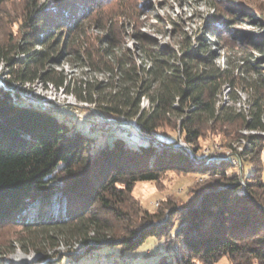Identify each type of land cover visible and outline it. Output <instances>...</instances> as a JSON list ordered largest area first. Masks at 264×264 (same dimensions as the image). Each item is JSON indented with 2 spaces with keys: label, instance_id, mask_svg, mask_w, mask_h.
<instances>
[{
  "label": "trees",
  "instance_id": "trees-1",
  "mask_svg": "<svg viewBox=\"0 0 264 264\" xmlns=\"http://www.w3.org/2000/svg\"><path fill=\"white\" fill-rule=\"evenodd\" d=\"M10 1L0 0V7ZM40 1L28 0L26 5L21 24L26 28L24 43L19 45L23 57L15 59L9 47L0 44V63L9 66L12 78L0 79V230L17 227L21 248L30 243L40 253L45 251L40 249L43 246L55 248L60 240L67 244L76 240L89 247L87 256L94 254L92 263L97 264L100 256L94 253L99 251L95 245L118 247L124 255L150 237L163 236H174L171 245L176 247L169 253L160 252L156 264H218L224 258L231 264H264V168L260 158L264 151V7L248 8L226 0L223 13L216 18L218 27L207 31L219 50L224 48L223 39H237L262 55L257 62L244 59L247 72L255 76L250 85L256 94L247 114L217 105L221 88L235 87V80L228 74L229 59L226 69L217 68L214 62L219 56L212 44L201 39L194 47L186 38L178 56L174 50L149 47L150 41L139 35L143 42L140 56L151 63L149 70H141L133 58L118 52L111 32L101 42L106 47L104 57L112 61L107 70L115 82L97 90L98 99L91 87L86 90L88 96L84 91L77 95L109 117L136 121L147 138H158L163 128L180 129L186 143L193 146L210 124L258 132L243 137L251 144L255 166L245 170L242 184L239 175H229L233 158L210 157L201 163L174 148L171 141L163 140L159 149L139 134L132 141L125 138L127 134L93 131L86 123L80 127L82 121L74 116L66 120L53 108L23 101L11 83L44 79L58 89L66 86L67 77L57 80L53 69L47 71L56 49L86 18L123 0H50L47 6H40ZM242 23H253L263 32L230 33ZM68 45L69 40L64 43ZM144 97L151 102L149 109L141 108ZM85 128L97 136L83 133ZM170 171L211 179L195 199L174 211L178 224L155 226L159 216L148 218L151 215L140 209L133 192L139 183H159ZM59 191L63 193L57 202ZM56 207L58 215L52 213Z\"/></svg>",
  "mask_w": 264,
  "mask_h": 264
},
{
  "label": "rangeland",
  "instance_id": "rangeland-1",
  "mask_svg": "<svg viewBox=\"0 0 264 264\" xmlns=\"http://www.w3.org/2000/svg\"><path fill=\"white\" fill-rule=\"evenodd\" d=\"M224 1L226 0H123L119 3L114 2L105 8L104 13H96L86 18L82 27L67 34L60 47L56 49L47 71L53 69L55 71L53 77L57 80L62 76L67 77L66 86L58 89L47 80L39 79L34 83L26 84L12 82L11 87L27 103L53 108L59 114L64 115L66 120L70 118L69 116H74L75 119L82 121L80 127L86 123V125L89 124L90 130L102 129L105 133L110 132L109 135L118 133L115 136L127 134L126 139L136 141L138 140L136 128H139L136 121L129 122L123 118L109 117L101 113L96 108V104L84 102L77 96L81 91H84L85 97L88 96L86 90L91 87L95 99H98L97 90L115 82L107 70V66L112 64V61L108 57H104L102 52V49L106 48L103 44L106 41L104 38L113 32L115 37L113 45L117 47L118 52L133 58L141 70H149L151 63L143 60L140 56L142 55L140 50L143 42L139 40V35L140 37L144 36V41H150L149 47L174 50L178 56H181V46L186 38L191 39L194 47L198 46L201 39L212 44L210 45L212 51L219 56V59L214 62L217 68L226 69L229 59L228 74L230 79L235 80V87L224 85L221 88L217 105H228L233 107L237 113L243 111L247 114L246 111L249 110V105L255 101L256 94L250 85L255 80V76L247 72L244 59L248 58L249 62H257L262 58V55L251 51L237 39L235 42L223 39L221 46L224 48L219 50L213 40L209 38L207 31L209 28L218 27L216 18L224 11ZM231 1L246 5L248 8L250 6L264 7V0ZM27 2L28 0H11L0 7V44L8 46L11 56L15 59L23 57L20 54L19 45L24 43L22 32L26 28H23L21 24L24 23L26 17ZM50 3V0H41L39 5L47 6ZM112 16L115 17L113 22ZM253 25V23H242L232 29L230 33H236L237 30L252 33L263 32L260 26ZM68 40L69 45L65 47L64 43ZM11 45L13 46L11 47ZM129 58H127L128 61ZM242 66L245 68H241ZM9 72V66L1 62L0 79H12ZM140 104L142 109H149L151 102L148 97H144ZM108 120H112V122H108ZM82 132L90 137L97 136L90 134L86 128ZM157 134L158 138L156 139L159 140V143L154 142L157 148H163V143H165L163 140L171 141L174 143V148L187 152L194 161L198 159V162L203 163L202 161H208L210 157L218 156L225 159L233 158V167L228 171L229 175H239L242 184L246 182L245 170L250 171L255 166L250 152L251 144L243 137L258 134V132L242 127L227 128L210 124L203 137L193 146L186 143L180 129L163 128ZM202 158L205 160H200ZM260 158H262V167L264 168V151ZM258 165L261 166V163ZM202 177L198 174L170 171L163 176L159 183L137 184L133 198L139 203L141 210L147 211L151 215L148 218L153 215L159 216L154 220L155 226H161L168 222L178 224L177 217L173 215L174 211L185 207L190 200L195 199L198 192L205 190L209 184L206 181L211 178L205 176L202 180ZM62 193V191L57 192L55 196L57 202ZM59 211L60 209L57 207L52 209V213L55 212V215H58ZM20 237L22 234L17 227L10 226L0 230V252L2 253L0 254V264H97L92 263L91 256L94 254L87 256L89 247L76 242V240H71L68 244L66 240H60L58 247L55 248L50 245L43 246L40 249L45 251L40 253L32 248L30 243L26 244V249H22L17 242ZM173 242L174 236L168 238L163 236L162 239L150 237L139 249L124 255L121 254L118 247H105L106 245L103 243L95 245L99 251H94V253L100 256L95 255L98 257L97 260H100L99 264H116L114 263L116 260L122 264H156L160 260L158 255L160 252L169 253L171 249H175L176 246L171 245ZM76 258L83 259L81 262H77ZM218 264H231V262L228 258H224Z\"/></svg>",
  "mask_w": 264,
  "mask_h": 264
},
{
  "label": "water",
  "instance_id": "water-1",
  "mask_svg": "<svg viewBox=\"0 0 264 264\" xmlns=\"http://www.w3.org/2000/svg\"><path fill=\"white\" fill-rule=\"evenodd\" d=\"M108 122H112V120H108ZM136 131L138 132V134L142 137V138H144L145 140H147V141H150V142H152V143H154V142H156V143H159V140H157L156 138H147V137H144L143 135H142V133H141V130L138 128H136Z\"/></svg>",
  "mask_w": 264,
  "mask_h": 264
},
{
  "label": "built area",
  "instance_id": "built-area-1",
  "mask_svg": "<svg viewBox=\"0 0 264 264\" xmlns=\"http://www.w3.org/2000/svg\"><path fill=\"white\" fill-rule=\"evenodd\" d=\"M117 259V258H116ZM116 264H122L120 261L116 260V262H114ZM123 264H126V263H123ZM128 264V263H127ZM133 264V263H132Z\"/></svg>",
  "mask_w": 264,
  "mask_h": 264
},
{
  "label": "bare ground",
  "instance_id": "bare-ground-1",
  "mask_svg": "<svg viewBox=\"0 0 264 264\" xmlns=\"http://www.w3.org/2000/svg\"><path fill=\"white\" fill-rule=\"evenodd\" d=\"M192 151V150H191Z\"/></svg>",
  "mask_w": 264,
  "mask_h": 264
}]
</instances>
